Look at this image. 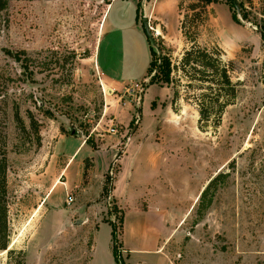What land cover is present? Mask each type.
<instances>
[{"label": "rangeland", "instance_id": "374dc122", "mask_svg": "<svg viewBox=\"0 0 264 264\" xmlns=\"http://www.w3.org/2000/svg\"><path fill=\"white\" fill-rule=\"evenodd\" d=\"M6 1L7 8L0 11V130L6 137L9 250L13 252L9 256L0 253V264H85L91 250L96 255L94 264H107L106 257L111 261V228L103 221L112 220L119 234L121 214L113 201L100 195L86 232L75 224L67 229L63 226L71 208L94 198L82 191L91 171L89 162L84 164L79 188L66 189L64 185L63 157L78 145L69 138L72 133L85 140L91 137L96 148L111 137L118 143L120 156L134 133L125 171L135 161L138 144L143 145L146 157L153 152L156 140H162L164 162L160 158L158 167L144 163L140 175L135 166L129 185L132 188L136 180H144L138 189L142 198L162 180L167 196L177 198L173 207L167 203L168 223L162 226V235L169 236L166 264H264V41L256 29L264 20V0H252L251 4L236 0V11L226 0H213L202 13L198 45L222 49L225 60L233 63L231 80L238 84L236 96L217 126L211 121L198 123L194 101L200 92L187 89L185 80L173 70L188 47L180 22L184 15L192 14L188 7L195 0H121L140 4L138 24L144 30L145 20L161 52L163 67L157 79L159 87L165 88L161 93L147 92L149 79L118 90L101 85L93 56L105 31V14L114 0ZM247 12L248 19L243 20ZM5 51H24L36 66L33 76ZM101 56L102 52L100 61ZM45 65L47 71H41ZM157 65L154 51L150 66L154 74ZM175 85L179 92L173 105L176 113L171 103ZM148 99L151 105L147 107L156 109V119L146 111L139 115L142 102L145 106ZM15 106L26 132L16 127ZM125 108L137 114V122L127 130L114 119L115 113ZM27 111L40 125V147L29 129ZM111 127L116 128V135L109 132ZM57 134L66 138L54 143ZM78 166L76 160L65 174L67 184L78 177ZM111 168L113 175L109 171L106 175L113 178L117 164ZM218 172L227 173V180L219 181L210 208L196 221L197 197ZM68 195L74 198L70 206L65 204ZM129 208L131 205L126 212ZM145 262L163 264L158 257Z\"/></svg>", "mask_w": 264, "mask_h": 264}, {"label": "crops", "instance_id": "0c3cea01", "mask_svg": "<svg viewBox=\"0 0 264 264\" xmlns=\"http://www.w3.org/2000/svg\"><path fill=\"white\" fill-rule=\"evenodd\" d=\"M103 27L105 31L99 39L98 47L93 56L95 70L103 88L118 90L124 88L125 85L134 84L137 86V83L145 84L149 79L148 69L150 66L151 54L144 30H142L138 24L137 5L130 1L114 0L109 5L105 14ZM101 52L102 56L100 61ZM140 54H142V56L139 60L138 57ZM147 87V92L152 90L151 92L154 93H161V91L165 89L158 85H148ZM144 99L145 97H143V102ZM143 102L139 115L146 111L153 119H156L158 116L156 109L152 110L147 107L151 105V100L148 99L145 106H143ZM125 110L126 111H117L114 119L122 129L127 130L128 126L137 122V114H135L132 108H125ZM121 116L122 119H119ZM125 133L126 131H124V134L121 136L122 138L125 137ZM132 135L127 138L124 151L117 160L115 157L117 155L118 143L111 137L105 139L104 142L101 141L100 147L97 146L95 150L86 144L84 138L80 136L69 137L76 140L78 145L69 156L63 157L66 162L62 170V173L64 172V179L66 180L64 185L66 189L80 187L83 177L82 174L84 173V160L87 159L92 166L86 182L87 184L82 188V191L88 196L92 193L94 198L91 197L92 200L84 201V203L71 208L65 218L63 226L67 229L72 224H75V227L81 228L82 231L86 232L85 226L90 223L92 215L94 216L93 212L98 209L97 199L100 198L101 195L104 177L108 173L110 167L117 164V172L113 176L112 189L108 199L114 202L121 214L118 236L120 243L119 257L120 259L124 258L126 264H147L145 260L154 257H158L159 261L162 260L163 264H166L164 250L169 236L166 234L164 236L162 235L164 233L162 226L165 225V222V226H167L168 223V216L165 211L167 203L170 202L169 204L173 207L177 198L174 196H167V191L164 186L166 184L163 183L162 186V180L160 182L158 180L152 192L150 191L149 194L146 193L142 198L138 196V189L143 186L145 181H141L142 179L136 180L135 186L132 188H130L129 185V179L132 177L135 166L137 167V173L140 175L144 170V163L148 167H158L160 158L161 161L164 162L162 140H156L153 152L146 157L142 155L144 152L143 145L138 144L136 146L137 154L135 161L128 167L127 171H125L124 162L129 155V148L132 145ZM59 138L66 137L57 134L54 143ZM81 153H83L82 156ZM76 160L79 161L78 177L75 179L72 178L74 180H72L71 184H67L68 179L65 174L70 172ZM143 179L147 180V177ZM96 182H98V184ZM83 200H87V198H83ZM130 205V212H126V209ZM72 220L74 221L73 223ZM111 222L113 221L111 220ZM111 231L112 229H110L109 235L110 247ZM58 233L59 231L57 234ZM38 243L39 241L37 244ZM93 245L92 241V247ZM109 256L111 257V261L106 257L107 264H113L112 258L116 264L112 248ZM26 257L28 258V255H26ZM31 258L33 259V257ZM131 258H134V262H130ZM95 261V252L91 250L85 264H94Z\"/></svg>", "mask_w": 264, "mask_h": 264}, {"label": "trees", "instance_id": "16d2710c", "mask_svg": "<svg viewBox=\"0 0 264 264\" xmlns=\"http://www.w3.org/2000/svg\"><path fill=\"white\" fill-rule=\"evenodd\" d=\"M229 5H231L234 10L238 9L236 0H226ZM248 4H251L252 0H246ZM213 3V0H195V3L189 5L188 9L192 12L191 15H184L182 21L180 22V32L182 36L188 42V47L183 50L181 58L179 59L177 65L173 66V70L176 74H179V79H183L186 82V88L192 92H200L198 97H195L196 100L194 104L197 107V113L199 116L198 123H209L210 121L214 123L215 126L219 125L221 116L226 107L232 104L236 92H237V83H233L230 77V74L233 72V63L232 61L225 60V53L218 46H213L210 49L202 48L198 45L196 41L197 30L202 23V13L205 11V8ZM140 4L137 5V14ZM7 8V1L0 0V11H3ZM237 8V9H236ZM199 10V11H198ZM248 12L242 16L243 20L248 19ZM233 21L237 24L240 22L232 17ZM261 24L256 26L257 32L261 41H264V20H260ZM187 28L191 31H187ZM145 33V31H144ZM150 54L155 51L158 57L159 65L156 67V73L154 74L148 69L149 81L148 85H158L159 81L158 74L162 70L161 65V52L157 47H153L152 43L146 38ZM154 42V41H153ZM155 44V43H154ZM6 55L12 59L15 63H20V66L24 71H26L29 77L33 76L34 69L36 66L32 65V60L30 57H26V53L21 51L19 53H11L5 51ZM19 55H22L21 58ZM22 59V60H21ZM44 65V64H43ZM47 65L41 71H47ZM72 67V65H71ZM72 68L69 69V77L71 75ZM162 73V71H161ZM168 82V77L165 74H162ZM176 81H174L175 83ZM173 97L171 100L172 111L177 112V109L173 106L176 101L179 100V92L177 86L173 87ZM187 101L186 99H183ZM27 117L29 122V129L34 135L36 140V145L40 147V136H39V127L40 125L34 119L30 111H27ZM13 119L16 124V127L20 132H26L24 123L19 115V108L17 106L13 109ZM64 133L62 130H60ZM76 133H73L75 136ZM86 144L89 145L93 150L96 149L95 143L91 140V137L86 136ZM6 137L2 130H0V253H3L7 250L9 246V226H8V192H7V155H6ZM116 160L120 158V155H116ZM89 161L84 160V164H87ZM87 171V168H86ZM228 174L218 172L214 177H212L207 184L200 191L196 207H195V217L196 221H200L207 210L212 204V200L216 191L218 190V183L225 182L227 180ZM113 180L111 176L105 175L101 197L108 198L110 191L112 189L108 187L110 182ZM109 223L111 231V248L114 255L116 264H124L119 257V248L120 243L118 240L119 234L117 233V226L114 222L105 221ZM121 222V219H120ZM13 251H6L7 255H11Z\"/></svg>", "mask_w": 264, "mask_h": 264}, {"label": "built area", "instance_id": "2783aa9c", "mask_svg": "<svg viewBox=\"0 0 264 264\" xmlns=\"http://www.w3.org/2000/svg\"><path fill=\"white\" fill-rule=\"evenodd\" d=\"M109 132L112 133L113 135H116V134H117V130H116L115 127H111V128L109 129ZM109 174H110L111 176L113 175V174H112V168H111V167H110V169H109ZM73 202H74L73 197H72L71 195H68L67 198H66V200H65V204H66L67 206H70V205L73 204ZM108 205H109V203H108Z\"/></svg>", "mask_w": 264, "mask_h": 264}, {"label": "water", "instance_id": "95a60500", "mask_svg": "<svg viewBox=\"0 0 264 264\" xmlns=\"http://www.w3.org/2000/svg\"><path fill=\"white\" fill-rule=\"evenodd\" d=\"M236 9H237V8H236ZM237 10H238V9H237ZM142 23H143V28H144V31H145L146 38L152 43L153 47H156V45H155L154 42H153L152 37L150 36V33H149V31H148V27H147V25H146L145 20H143ZM71 135H73V133H72ZM78 224H79V223H78ZM9 249H10V244H9V246H8V248H7L6 251H8ZM6 251H5V253H6Z\"/></svg>", "mask_w": 264, "mask_h": 264}]
</instances>
